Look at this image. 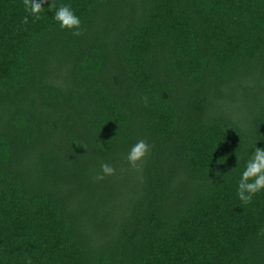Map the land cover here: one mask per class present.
Here are the masks:
<instances>
[{
    "label": "trees",
    "instance_id": "16d2710c",
    "mask_svg": "<svg viewBox=\"0 0 264 264\" xmlns=\"http://www.w3.org/2000/svg\"><path fill=\"white\" fill-rule=\"evenodd\" d=\"M55 2L0 0V264H264V0Z\"/></svg>",
    "mask_w": 264,
    "mask_h": 264
},
{
    "label": "clouds",
    "instance_id": "9594fccd",
    "mask_svg": "<svg viewBox=\"0 0 264 264\" xmlns=\"http://www.w3.org/2000/svg\"><path fill=\"white\" fill-rule=\"evenodd\" d=\"M48 4V10L53 11V20L61 30H70L73 36H81L83 30L81 19L77 16L70 4L61 3L57 5L55 0H22L27 15L22 17L21 24L29 23V16L32 22L43 19L44 5ZM149 145L144 139L137 140L129 149L125 159L130 167L138 168L139 162L148 154ZM116 169L109 163L100 165V172L96 180H103L106 176L115 175ZM264 191V148L254 145L252 154L246 159L245 166L237 181L236 195L242 204H250L253 197ZM26 264H32L30 258H26Z\"/></svg>",
    "mask_w": 264,
    "mask_h": 264
}]
</instances>
